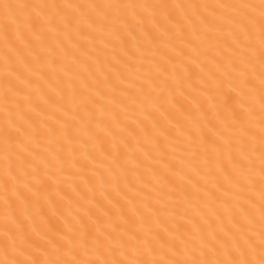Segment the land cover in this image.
Listing matches in <instances>:
<instances>
[{
    "label": "bare ground",
    "instance_id": "bare-ground-1",
    "mask_svg": "<svg viewBox=\"0 0 264 264\" xmlns=\"http://www.w3.org/2000/svg\"><path fill=\"white\" fill-rule=\"evenodd\" d=\"M262 4L0 0V262L258 264Z\"/></svg>",
    "mask_w": 264,
    "mask_h": 264
},
{
    "label": "snow or ice",
    "instance_id": "snow-or-ice-1",
    "mask_svg": "<svg viewBox=\"0 0 264 264\" xmlns=\"http://www.w3.org/2000/svg\"><path fill=\"white\" fill-rule=\"evenodd\" d=\"M262 26H264V4H262ZM262 198H264V193H262ZM231 231V230H230ZM261 259L258 264H264V233L261 234ZM249 241L246 240L243 234L232 233L231 235L225 233L224 236H219V234H211L209 237H205L202 240L204 254L207 255L209 253H219L221 250L225 251H237L243 254L242 250L245 249V245L248 244ZM0 264H40L39 261L28 262L23 260H4L0 262ZM44 264H78L75 261H58L52 260L44 262ZM87 264H96V262H87ZM105 264H111V262L105 261ZM115 264H124L123 261L115 262ZM142 264H146V262H142ZM156 264H162V262H156ZM172 264H188L185 261H174ZM191 264H253V261L246 259H237L233 258L231 260L220 259L215 262L209 260H200V261H192Z\"/></svg>",
    "mask_w": 264,
    "mask_h": 264
}]
</instances>
